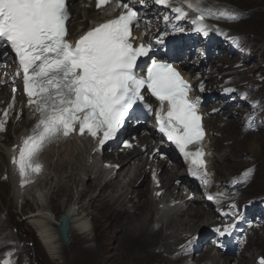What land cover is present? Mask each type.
Listing matches in <instances>:
<instances>
[{
	"label": "snow or ice",
	"instance_id": "snow-or-ice-1",
	"mask_svg": "<svg viewBox=\"0 0 264 264\" xmlns=\"http://www.w3.org/2000/svg\"><path fill=\"white\" fill-rule=\"evenodd\" d=\"M108 2L97 0V6ZM130 2L120 5L124 11L117 18L95 25L73 44L66 38L68 0H0V49L14 53L19 68L15 75L22 78L28 106L38 115V121L17 145L12 158L21 187L33 183L42 173L40 156L52 144L73 134H87L102 149L107 141L115 139L134 106L144 104L145 89L160 103V133L191 165L190 174L204 185L210 183L199 99L190 100L191 85L170 63L151 59L146 75H138V59L148 57L153 43L161 44L167 33L152 43L135 45L132 29L139 26L140 15ZM137 2L145 4L146 0ZM154 2L170 4V0ZM188 8L197 13L192 20L194 30L207 36L210 29L205 20L210 10L206 15L200 0L189 3ZM173 11L177 19L188 17L183 8ZM219 15L227 20L238 19L237 14L226 9ZM168 20L165 16V23ZM175 30L184 31L179 27ZM233 43L239 46L236 40ZM147 111H152L150 106ZM7 118L5 112L0 132L6 130ZM250 176L251 172L246 173L245 180ZM230 209L224 215L234 218V222L216 227L214 232L219 237L230 236L235 223L242 219L235 204ZM258 264H264V257Z\"/></svg>",
	"mask_w": 264,
	"mask_h": 264
},
{
	"label": "bare ground",
	"instance_id": "bare-ground-1",
	"mask_svg": "<svg viewBox=\"0 0 264 264\" xmlns=\"http://www.w3.org/2000/svg\"><path fill=\"white\" fill-rule=\"evenodd\" d=\"M195 1L196 0H184L187 6L189 3H196ZM82 3H86L85 0H83ZM225 7L228 10L231 9L227 5H224V8ZM71 12L74 14V17H76L75 24L72 27L73 30L77 25H82L77 20L79 17L97 18L99 15L93 10H82L81 2L78 8L71 9ZM232 26L235 25H230L229 27ZM208 123L210 127H213V121H208ZM147 140L148 138L145 139V141ZM88 146L89 141H83L80 144L70 141L57 148H50L45 151L41 157V160L45 164L44 178L39 179L38 183L33 186H25L19 190L17 187V180L10 176V199L6 195L2 196L3 201H10L12 204L11 206L18 210L20 207H24L25 202L28 204L31 203L29 204L31 208L34 206L33 211L25 218V224L36 231L41 243L52 258L60 256L61 253V246H59L60 239L56 233L58 219L55 216V210H60L61 215H67L69 217L73 232L78 233L81 237L91 231L90 221L96 220L94 218V210L97 208L106 209L111 220H116L118 217L123 218L130 209L134 210V214L143 210L142 215H130L131 218L137 216V220H139L135 228L133 227L135 229L134 234L143 233L145 235L148 234L147 236L150 238H154L160 233L154 232V226L163 223L162 227H164V231L161 233V242L158 243V245L162 246V248L166 250V254H169L170 257L176 252L175 249L172 250V247L179 245L181 237L187 236L188 234L194 235L198 231L204 230L206 227H209L210 221L214 219L212 214L207 212L202 206V200L196 201V209L186 210L183 213L179 212V210L168 212L166 208L160 209V206L164 204L162 199L159 202H155L151 196V192L149 196H146V186L143 187L147 183L146 179H143V181L136 186L138 181L141 180L145 168L144 164L141 166L132 165V163L140 161L137 158L140 154L139 151H135L119 161H114L120 164L122 168L118 173L116 182L113 183L107 181L109 175L101 173L95 160L90 159L89 152L87 153ZM7 151V147L0 143V163L5 165V167L7 166V161H5L3 155L7 153ZM219 157V155L213 154V169L215 159H217V162L222 160ZM217 168L219 167L216 166L214 170H217ZM164 171L166 173L162 178L163 187L161 189H168L174 192L176 188H173L174 186L171 185V182L177 180V173H173L167 169H164ZM47 179H49L50 182H46ZM111 183L113 184L111 185ZM72 184L74 188L71 186V190L75 189L73 193L76 192L74 199H71L68 203L58 202L56 200L58 193L64 191L68 195L70 190L69 185ZM78 194H80V198L75 197ZM134 194H137L140 200L139 203H133L131 199H129L131 195ZM86 197H90L88 203H85ZM145 197V204L141 203L142 199ZM145 215L146 217H144ZM128 221H131V219ZM7 224L8 222H3L0 218V228L6 230ZM146 227L147 232L144 233ZM260 240L261 243H264V238ZM254 255L256 261L261 258L257 253H254ZM160 256V259L164 260L166 263H180H176L175 260L170 257L163 259L162 255ZM222 258L221 255L216 253H206V259L210 264H225L231 262L230 258H223L225 262L222 261Z\"/></svg>",
	"mask_w": 264,
	"mask_h": 264
},
{
	"label": "rangeland",
	"instance_id": "rangeland-1",
	"mask_svg": "<svg viewBox=\"0 0 264 264\" xmlns=\"http://www.w3.org/2000/svg\"><path fill=\"white\" fill-rule=\"evenodd\" d=\"M202 2L204 4L203 6L206 7L215 5L224 7V5H227L233 9V11L246 16L244 19L237 20L232 24L235 26L225 27L229 29L230 35L236 34L246 38V44L243 45V50L248 46L249 51L247 54H249L251 60L254 59L256 62L259 61V63L255 65L254 71H257L260 77H263L264 0H202ZM223 70H226L225 65ZM238 72V70L233 69L232 76L234 78L236 76H244L243 79L245 80H250L252 78L249 73L240 74ZM260 116L264 118L263 113ZM218 123H222V120L220 119L215 125L213 124V127L216 128V124ZM230 123L222 129V132L221 130L218 131L221 133L217 136H223V138L220 139L217 137L215 140L217 142L214 143L215 145L213 144V147L216 148L217 156L219 155V158L222 159H220V162H217V159H215L214 169L218 166V177L220 179H228L231 176L237 175L246 167L255 165L256 178L252 185L244 191V197L254 198L263 196L264 133L248 134L244 136L240 133L241 128L239 124L236 122ZM3 168L4 167L0 165V177L3 173ZM47 181L50 182L49 179H47L46 182ZM147 185L146 183L143 187L146 186V196H149L150 192ZM71 186L74 188L73 184L69 185L70 190L68 195L64 191L58 193L56 197L58 202L68 203L71 199H74L76 192L73 193L75 189L71 190ZM9 193L10 184L8 182H0V213L4 212L5 209L8 211V208H11V210L8 211L9 223L7 226H9L6 232L4 228L0 230V238L4 239L5 243L12 241L17 245V248L21 251L20 264H29L28 257L33 259L31 264H172L161 260V256L157 254L159 250H163L162 246L158 245V243L161 242V233L154 238L148 237V234H134L135 225L139 220H137V216L131 218L130 215L142 214L143 210L135 214L134 210H130L123 218L118 217L119 219L111 220L106 209H95L94 218L96 220L90 221L91 234L89 232L81 237L78 233L73 232L70 244L64 245L60 241V256L52 258L41 243L36 231L25 224L24 220L33 211L34 206L31 208L29 205L31 203L28 204L25 202L23 208L20 207L19 210L15 209V207L11 206L12 204L10 201L6 202L2 200V196L6 195L9 197ZM79 196L80 194L75 197L80 198ZM89 199L90 197H86L85 203H88L90 201ZM142 200L146 201V197ZM145 201H141V203ZM55 213L56 218L59 220L61 211L55 210ZM144 217H146V215ZM129 219H131V221H128ZM146 229L147 227L144 229V233L147 232ZM9 235L11 237L5 239V237ZM259 239L262 238H254L250 241L246 251L242 254L241 264H253L255 261L254 253L264 257V243L262 245L259 244ZM163 253H166V250H164ZM223 258L222 261L225 262ZM23 261L25 263H22Z\"/></svg>",
	"mask_w": 264,
	"mask_h": 264
},
{
	"label": "water",
	"instance_id": "water-1",
	"mask_svg": "<svg viewBox=\"0 0 264 264\" xmlns=\"http://www.w3.org/2000/svg\"><path fill=\"white\" fill-rule=\"evenodd\" d=\"M73 229L71 220L67 215H61L56 227V233L64 245H69Z\"/></svg>",
	"mask_w": 264,
	"mask_h": 264
}]
</instances>
